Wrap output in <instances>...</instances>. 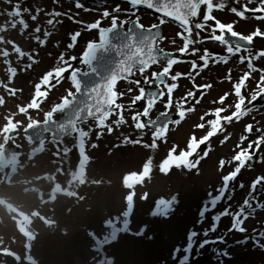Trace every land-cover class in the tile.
Returning <instances> with one entry per match:
<instances>
[{"label": "rangeland", "instance_id": "1", "mask_svg": "<svg viewBox=\"0 0 264 264\" xmlns=\"http://www.w3.org/2000/svg\"><path fill=\"white\" fill-rule=\"evenodd\" d=\"M220 2H223L225 7L223 10L214 9L212 15L224 23H231L232 19L233 22L236 20L235 14L230 12L232 7L240 9L245 5L249 8L258 6V0H252L251 3L249 0H238V2L213 0L214 4ZM80 3L90 11L77 8L74 0L71 2L11 0L10 3L0 0V150L9 143L10 138L5 133L9 126L17 131L14 141L18 149V154L11 164V167L18 171V175L13 177V180H10L9 168L2 169L0 165V201L7 199V202L21 211L20 214H15L0 206V216L4 221L0 225V250L7 255L5 258L2 257L4 255L0 257V264L16 263L15 255L22 258L16 264H30L31 257L35 258L38 264H97L105 263L104 258L112 259L113 262L110 264H264V229L261 232L259 228L264 226V184L259 185L253 193L249 191L252 180L260 174L264 175L263 159H261L264 157V144L255 156L259 159V164L257 161L254 168L249 167L250 162L246 164L235 181L230 182L231 186L233 184V192H230L225 201L219 202L216 197L222 184L221 177L234 169L232 165L225 166L223 171H220L219 159H230L235 154L233 149L239 142V137L244 134V126L256 120L259 115V120L252 124L253 133L244 141L243 147H247L249 140L256 139L259 133H256L255 129H264L263 109L259 114L249 113L239 122L224 123L226 131L210 138L209 154L196 168L188 170L173 167L167 174H162L158 168L173 144L178 146V154L180 150L186 148L193 133L197 138H201L210 130L208 125L203 129H194V125L201 123V115L212 108V98L221 96L223 92H233V83L245 72V69L248 70L247 68H242L241 74L231 80L228 79V83L225 82L223 87L220 84L214 85V89L195 105L193 112L186 113L185 119L179 125L170 126L167 142L158 141L156 149L124 142L126 136L138 139L143 135V143H151L150 132L141 134L132 127L133 111L142 110L145 102L143 100L137 102L132 110L128 109L131 96L139 93L136 85L127 83H120L115 89L117 92H122L127 87L133 88L131 94H125L117 100V103L125 106L122 115L127 123L116 127L112 122L118 117L113 114L106 121L114 129L111 134L105 128L102 130L103 134L97 138V132L101 131L98 129L96 132L91 131L89 137L85 138V153L90 157L88 170L80 171L77 165L80 161L78 138L71 137L61 142L47 141L44 145H40L43 147L41 151L33 149L32 144L25 139L24 128L30 123L44 120V113L50 110L53 104L59 103L60 97L72 87L69 83V73L66 72L63 81L48 92L39 110L29 109L33 107L29 102L33 98L35 85L39 83L45 72L60 66L57 59L59 55L64 53L65 59L76 56L77 60L72 61V66L85 70V66L79 62V57L88 41L98 40V32L87 30L85 25L100 20L102 27L110 26L111 17L104 18L101 13L104 10L111 12L116 6L122 9L121 13H114L119 20L135 19V16L123 14L125 9L131 11L126 4L110 3L99 7L82 1ZM16 4L20 5L21 10L23 8L30 10L29 13H22V18L28 24V28L23 31L19 23L15 28L13 27L12 22L19 18H10L6 14ZM37 9L41 10L39 14ZM53 10L62 15L55 17L58 23L50 26L46 21L52 17L46 13ZM205 10L206 6L201 16ZM32 15H37L35 21L31 19ZM136 15L140 17V23L144 26L157 24L158 20L150 14L136 11ZM37 25L41 28L39 33L34 31ZM237 25L245 34L253 31L254 27L264 31V20H243ZM45 30L51 33L46 38ZM181 31L173 25H167L164 47L177 52L183 44L176 35ZM73 32H79L81 35L74 48L68 49L69 33ZM200 34L204 39L209 35L202 31ZM37 35L41 39H46L43 47L35 41ZM254 40L258 44L257 51L263 50L264 40L260 37ZM9 41H13L25 53H32L37 62L28 68L27 65L31 62L27 56L19 58ZM203 46L208 50L210 48L207 45ZM199 49V52L203 53L204 48L199 47ZM4 50L9 52V56L3 55ZM6 60L9 64H5ZM228 62L236 63L237 59ZM230 63L221 69V78L232 67ZM258 64V66L263 65V61ZM9 66L17 69L11 82L7 71ZM157 68L159 66H153L147 72L139 73L137 79L143 81L145 76L150 78L151 73ZM177 68L184 67L173 68L172 74H175ZM205 78L203 85L213 80L212 76ZM258 80L259 78L252 84L247 82L244 92L246 97H249L256 88ZM183 81L178 83V94L173 102L172 112H176V103L181 101L187 91L197 92L192 86L188 88L186 82L187 87H183ZM186 81L190 83L189 80ZM144 85L141 83L140 86ZM7 89L17 91L10 94ZM41 90L46 89L42 86ZM232 96L233 101L226 103L225 100L226 104L234 105L236 97ZM182 103L184 108L193 106L187 104V101ZM24 105L28 107L20 108ZM161 111L163 105L157 106L150 114L151 118L159 115ZM213 118V116H205V121ZM256 123L260 125L254 126ZM88 124H83L81 127ZM228 133H231L230 139L221 145L220 141ZM93 144L96 147H92ZM205 147L202 144L191 159H198ZM148 157L153 159L150 178H145L143 182L134 185L133 189L123 186V176L132 172L138 174L142 172V165ZM29 178H33V182L27 186L23 185V182ZM49 180L54 184L52 189L47 188ZM246 187L248 191H244ZM13 190L17 192L13 194ZM129 194H133L131 202L127 200ZM241 195H250L253 201V204L243 209L247 217L243 221V231L234 227L238 212L226 216L229 207L237 203ZM256 201L259 203L256 204ZM18 221H24L28 225L31 230L30 237H20L16 230ZM215 222L219 223L218 227L214 226ZM233 230L235 231L231 233ZM95 235L102 239L116 237V241L104 249V258L101 253L98 254L94 250L92 238ZM206 239L216 242L212 246H207Z\"/></svg>", "mask_w": 264, "mask_h": 264}, {"label": "snow or ice", "instance_id": "2", "mask_svg": "<svg viewBox=\"0 0 264 264\" xmlns=\"http://www.w3.org/2000/svg\"><path fill=\"white\" fill-rule=\"evenodd\" d=\"M11 0H5V3H10ZM56 2V0H54ZM107 0H105V3ZM130 6L131 11L125 9L123 14L125 16H135V19L129 20H119L117 15L114 13H121L122 9L116 6L111 12L104 10L101 15L104 18L111 17L110 26L102 27L101 21L96 20L93 23L85 25L86 29L96 30L98 32V40H90L86 43L85 49L79 57V62L81 65L91 64L95 59L97 50L104 47L109 43V34L117 29L119 26L131 23L133 29L137 31V36L132 37L130 42L126 45L127 51L123 52V58L120 60L116 71L103 83L97 84L91 89L87 90L86 98L82 103L76 102L77 94L81 93L82 87L79 80V68L72 66V61L77 60L76 56H70L65 59L64 53L59 55L58 63L60 66H56L53 69L45 72L40 78L39 83L35 85V91L33 93V98L29 104L33 107L29 109L39 110L41 103L46 100L48 92L52 88L56 87L64 79V73H69V83L72 86L70 89L66 90V94L60 97V102L55 103L50 107V110L44 113V118L47 123L44 124V131L51 129L62 137L67 132H71L73 138H78V155L81 160L87 159L89 161L90 157L85 153V138L89 137L92 128L89 127L88 130H84L80 125L88 122L89 120L95 123V126L101 131L97 132V138L103 134V129H107V132L111 134L113 132V127L111 124L106 123L109 117L113 114L117 115L112 123L116 127L127 123L122 112L125 108L123 104L117 103L118 97L122 98L125 94H131L133 92L132 87H127L122 92H117L115 86L118 81H124L129 85H136L138 93L137 95L131 96L130 102L128 104V109L132 110L137 102L145 101L142 110L133 111L131 116L132 127L141 134L151 133V143H143V135L138 139H132L130 137H124L125 143L131 144H142L143 147L156 149L158 147V141L167 142V133L169 131L170 125H179L186 117V113L193 112L195 110V105L200 103L203 97V92H201L200 97H197L194 91H187L185 96L181 98V101L186 102L187 98H193L194 104L192 107L184 108L182 102H177L175 119L170 115L171 109L173 107V92L178 88L177 81L182 76H191L192 72L195 71L196 75H199L200 71L207 68L209 62L223 63L227 64L229 59L233 56L239 57V63L245 64L247 66V71H245L239 79L233 83V92L231 93L236 97V102L234 105H228L225 107H218L213 110H208L200 117L201 123L194 125L195 128L203 129L206 125L210 126V130L201 138H197L193 133L189 138L184 150H180L177 154V145L173 144L168 150L166 156L161 160L158 165L159 171L162 174H167L169 171L175 168H185L192 170L196 168L202 159L208 156L211 149V145L208 143L210 138L218 133H224L226 129L223 123H232L233 121L239 122L243 117L247 116L249 113L255 111L254 102L258 98L264 99V68H257L254 66L253 61L264 57V50L256 51L255 54L252 52V43L254 38L260 37L264 38V31H261L259 27L251 31L249 34L244 35L234 30L235 22L224 23L212 15L214 9L223 10L225 4L223 2L213 3V0H124ZM238 2V0H237ZM251 3L252 0H249ZM201 6H206V10L203 13V18L200 22L194 24V28L199 30L196 32V39H192L193 34V21L200 15ZM77 8H84V5L80 3V0H76ZM144 7L146 9L152 10L153 12L159 14V23L152 24L145 27L140 23V17L136 15V11L139 8ZM85 11H90L88 8H84ZM28 8L20 9V5L16 4L12 10L7 11L8 17H16L18 20H14L13 27L19 23L22 28L21 31L28 28V24L22 18V13H29ZM41 10L37 9V14ZM260 12V15H256L255 19L264 20V0H258V6L254 9H248L247 6H243L240 9L232 7L230 12L234 13L236 17L240 19L246 18L247 12ZM46 15L52 17L46 21L50 26H54L55 17L61 16L62 13L53 10ZM166 18L178 23L179 27L182 29L176 35L182 41V47L178 48V52L181 54L187 53L189 51L190 45H194L198 42H202L200 39V31L205 29L209 30V35L205 37L207 40L218 42L224 47V54H218L215 52H210L208 49H204L203 53L198 57L199 61L202 63L198 66L196 61L191 62V69L188 73L176 72L171 74V69L177 63L183 62L182 58L176 57L173 53L166 52L164 49L159 48V43L165 39L162 35L161 25L166 22ZM31 19L35 21L37 15H32ZM69 19H72L69 17ZM212 21L211 24L208 22ZM79 23V21H76ZM5 30V28L3 29ZM36 33L41 31L39 25L34 29ZM217 32L219 34H217ZM51 35L47 30L44 31L45 38ZM81 35L79 32L69 33L70 43L67 44L68 49L74 48L78 42V38ZM228 37H231L230 40ZM41 47L46 44V39H41L39 35L35 37ZM174 42V41H173ZM12 44L14 53L18 54L19 58L27 56L28 60L31 62L27 65L31 68L32 64L37 61L34 59L32 53H25L17 46L13 41H9ZM58 46V45H57ZM192 53L195 54L199 52L200 49L193 47L191 49ZM245 53L246 55H242ZM4 56H9L7 50L3 51ZM5 64H9L6 60ZM153 65H162L160 71H154L151 73V77L145 76L143 81L138 79H133L134 73L143 74L147 69ZM199 67V71H197ZM9 73V82L13 76L16 75L17 69H12L10 66L7 69ZM95 71V69H93ZM259 72V80L256 82V88L253 90L249 97H246L242 93V89L246 88V82L251 78L252 73ZM227 79L231 80V69H228ZM54 81V82H53ZM171 81V82H169ZM141 83L155 84L159 89L158 91L149 92L145 87H141ZM45 87V91L41 88ZM211 84L196 85L194 83L193 77V89L207 90L211 88ZM10 94H14L16 89H7ZM230 95V93H224L219 97L218 101H213V103L224 104L225 99ZM167 97L166 99H164ZM163 101V111L160 112L156 119L151 118V112L154 110L155 105ZM247 101V105H246ZM251 105V106H249ZM28 107L27 105L20 106V108ZM228 108H234V111L230 115L222 116L221 114L228 110ZM68 113L67 121L58 122L55 119L56 114ZM212 115L214 118L205 121V116ZM223 122V123H222ZM38 125L41 122H37ZM257 135L255 140H249L247 147H243L245 140H248V136L253 133V125L251 123L244 126V134L239 137V142L235 145L233 151L234 155L230 159L220 158L218 161V167L220 171H223L225 166L234 165V169L228 174L221 177L222 186H227L230 182L235 181L241 170L246 166V164L254 159L256 153L264 144V129L256 128ZM231 137V133L224 135L223 139L220 141L221 145L226 143ZM205 145V150L198 159H191L194 154L198 151L200 145ZM92 147H96L95 144ZM264 159V158H261ZM153 167L152 157H148L142 165V172L139 174L132 172L123 176V186L128 189H133L134 185H137L144 181L145 178H150V173ZM264 184V175L256 176L250 184L249 191L255 192L259 185ZM241 186H243L241 184ZM133 199V194L127 195V200L131 202ZM256 204L259 201L255 202ZM253 204L250 200H245V208ZM246 215L243 209H238V214L236 215L235 228L243 231L244 227L243 221L246 219Z\"/></svg>", "mask_w": 264, "mask_h": 264}, {"label": "bare ground", "instance_id": "3", "mask_svg": "<svg viewBox=\"0 0 264 264\" xmlns=\"http://www.w3.org/2000/svg\"><path fill=\"white\" fill-rule=\"evenodd\" d=\"M261 111L260 110H257L256 112L254 111V114H258V113H260ZM249 122V121H248ZM82 128H84V127H82ZM87 127H85V129H86ZM92 128V132H96L97 130H98V128L97 127H91ZM264 158V157H263ZM262 164H264V159H263V163ZM262 167H264V166H262ZM260 169H261V167H260ZM262 172H263V170H261ZM162 179V178H161ZM248 189H245V191H247ZM15 192H17V190H13V194H15ZM245 200H250V197H249V195H243L241 198H240V200L235 204V206H232L231 208H230V210L232 211V213L231 212H228V214H234V213H236L237 211H238V209H240V208H242V209H244L245 208V205H244V201ZM259 200H261L260 198H259ZM250 202H253V201H250ZM249 205H251V204H249ZM248 205V206H249ZM7 206V205H6ZM247 206V207H248ZM260 228V230H261V232L263 231V229H264V226L262 227V226H260L259 227ZM235 234H237V232H235Z\"/></svg>", "mask_w": 264, "mask_h": 264}]
</instances>
